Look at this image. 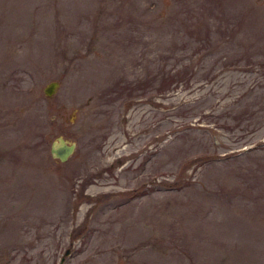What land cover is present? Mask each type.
<instances>
[{
	"label": "rangeland",
	"instance_id": "rangeland-1",
	"mask_svg": "<svg viewBox=\"0 0 264 264\" xmlns=\"http://www.w3.org/2000/svg\"><path fill=\"white\" fill-rule=\"evenodd\" d=\"M62 258L264 264V0H0V264Z\"/></svg>",
	"mask_w": 264,
	"mask_h": 264
},
{
	"label": "water",
	"instance_id": "water-1",
	"mask_svg": "<svg viewBox=\"0 0 264 264\" xmlns=\"http://www.w3.org/2000/svg\"><path fill=\"white\" fill-rule=\"evenodd\" d=\"M59 84L60 82L57 79L48 81L43 87L44 94L48 97L52 96L59 87ZM75 147L76 143L74 140H70L63 135L58 134L53 139H51L49 152L56 160L65 161L74 152ZM67 252L68 251H66V253ZM62 260L63 258L60 260L59 264L62 262Z\"/></svg>",
	"mask_w": 264,
	"mask_h": 264
},
{
	"label": "trees",
	"instance_id": "trees-1",
	"mask_svg": "<svg viewBox=\"0 0 264 264\" xmlns=\"http://www.w3.org/2000/svg\"><path fill=\"white\" fill-rule=\"evenodd\" d=\"M175 70L173 72H171L170 70H169L170 72L169 71H166L167 72V78H168V85H170L171 83L176 82V81H178V80H180L182 78V75L179 74L180 73V70H176V71Z\"/></svg>",
	"mask_w": 264,
	"mask_h": 264
}]
</instances>
